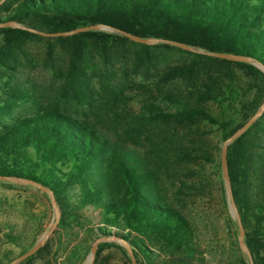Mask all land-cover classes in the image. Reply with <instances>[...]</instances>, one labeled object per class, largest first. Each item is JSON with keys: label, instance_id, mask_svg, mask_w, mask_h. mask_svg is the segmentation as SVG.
I'll list each match as a JSON object with an SVG mask.
<instances>
[{"label": "trees", "instance_id": "trees-1", "mask_svg": "<svg viewBox=\"0 0 264 264\" xmlns=\"http://www.w3.org/2000/svg\"><path fill=\"white\" fill-rule=\"evenodd\" d=\"M5 22L45 33L102 24L264 66V0H6ZM38 69L48 83L31 77ZM263 100L253 65L106 31L0 29V177L42 185L60 211L51 237L19 264H81L99 238L127 243L136 264H207L182 197L206 195L211 174L221 184V145ZM227 165L245 243L264 264V112L228 147ZM48 221H33L31 239L3 232L18 252L1 250L0 264L32 248ZM115 241L98 245L93 264H114L113 251L131 264Z\"/></svg>", "mask_w": 264, "mask_h": 264}, {"label": "rangeland", "instance_id": "rangeland-1", "mask_svg": "<svg viewBox=\"0 0 264 264\" xmlns=\"http://www.w3.org/2000/svg\"><path fill=\"white\" fill-rule=\"evenodd\" d=\"M31 77L44 84L48 83L49 80L48 74L40 69L36 70ZM139 105V100L130 104L132 110L136 112L139 110ZM97 130L110 143H113L114 137L111 132L100 127ZM209 139L211 145L217 143L214 133L209 135ZM131 151L134 149H128L132 155ZM207 169L209 172L210 167ZM211 176L208 193L204 196L195 193L184 195L180 210L193 226L197 245L206 258L207 264H242L239 255L244 258L245 264H247L244 255L240 250L238 254L236 250V247L239 248L237 242L238 229L236 221L231 215L226 189L224 195L220 187L223 185L225 188L222 172L219 174L221 184L218 183L214 175L211 174ZM170 189L173 190V188ZM53 217L49 200L43 199L36 192V189L31 188L28 191L7 189L0 184V251L13 250L18 252L16 247L5 241L3 232H14L31 239L34 235L33 232H30L33 221L37 218H44V222H46L49 219L48 222L51 225ZM106 254H109L112 263L125 264L119 251ZM87 257L81 264H87ZM36 264H42V262L36 261Z\"/></svg>", "mask_w": 264, "mask_h": 264}, {"label": "water", "instance_id": "water-1", "mask_svg": "<svg viewBox=\"0 0 264 264\" xmlns=\"http://www.w3.org/2000/svg\"><path fill=\"white\" fill-rule=\"evenodd\" d=\"M6 0H0V6L5 2ZM4 28H15V29H21V30H26L31 33L37 34L42 37L46 38H54V37H67V36H72L81 32H89V31H106V32H112V33H117L121 36H124L131 40L132 42L138 43V44H144V45H157V44H168L173 47L180 48L184 51H188L191 53H197L201 55H206L212 58H217V59H222V60H227V61H232V62H238V63H243V64H249L257 67L264 73V66L261 65L259 62L256 60L246 57V56H240V55H234V54H227V53H219V52H209V51H204L195 47H191L188 45H185L183 43H178L170 40H164V39H155V38H142L139 36H136L134 34L121 31L119 29H115L106 25L102 24H97V25H90L82 28H77L72 31L68 32H58V33H45L41 32L32 28H29L27 26H24L22 24L16 23V22H5V23H0V29ZM264 112V100L262 104L259 106L257 111L239 128L237 129L230 137H228L222 144L221 147V152H220V165H221V172H222V177L224 180L225 184V189H226V194H227V199L229 202V207L231 211L232 217L236 221L237 225V242H238V247L240 252L244 255L246 258L247 264H254L252 254L248 248V246L245 243V231L241 222V218L237 209V206L235 204L234 198H233V193L230 185V180H229V175H228V165H227V151L228 147L235 141L237 140L242 134H244L257 120L262 116ZM0 182H7V183H12L17 186L21 187H31L36 190H39L40 192L46 194L48 196L50 206L52 208L54 217L52 220V223L49 227V229L36 241V243L30 248L28 251L25 253L21 254L20 256L14 258L12 261H10L8 264H19L22 261L26 260L30 256L34 255L46 242L47 240L51 237L52 233L54 232L55 228L58 225L59 218H60V211L57 206V203L55 201L53 193L43 187L42 185L28 180V179H23V178H16V177H0ZM115 240L112 239H107V238H99L97 239L94 243L93 246L90 250V253L87 257V264H93L96 256V250L97 247L100 243L103 242H114ZM118 242L126 251L128 254L131 264H136V260L133 256V253L128 246L127 243L122 242V241H115Z\"/></svg>", "mask_w": 264, "mask_h": 264}]
</instances>
